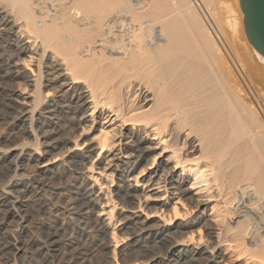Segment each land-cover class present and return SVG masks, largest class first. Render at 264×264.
I'll return each instance as SVG.
<instances>
[{
    "label": "bare ground",
    "instance_id": "1",
    "mask_svg": "<svg viewBox=\"0 0 264 264\" xmlns=\"http://www.w3.org/2000/svg\"><path fill=\"white\" fill-rule=\"evenodd\" d=\"M0 174L14 264H264L240 0H0Z\"/></svg>",
    "mask_w": 264,
    "mask_h": 264
},
{
    "label": "water",
    "instance_id": "2",
    "mask_svg": "<svg viewBox=\"0 0 264 264\" xmlns=\"http://www.w3.org/2000/svg\"><path fill=\"white\" fill-rule=\"evenodd\" d=\"M240 4L248 40L264 56V0H240Z\"/></svg>",
    "mask_w": 264,
    "mask_h": 264
},
{
    "label": "rangeland",
    "instance_id": "3",
    "mask_svg": "<svg viewBox=\"0 0 264 264\" xmlns=\"http://www.w3.org/2000/svg\"><path fill=\"white\" fill-rule=\"evenodd\" d=\"M224 1V0H223ZM226 1V0H225ZM201 8H203V10H205V11H203ZM201 10L204 12H202L201 10V13H203V15L205 16V19H206V22L208 21L209 22V26L210 27H212L211 29H213V31L212 32H215L214 34L215 35H218V38H219V40H221L224 44H226V39H225V37L224 36H222L223 34H221L220 33V30H218V28L216 27V25L213 23V21H212V19L210 18V16L208 15V13L206 12V9L201 5ZM206 15H208V16H206ZM207 22V23H208ZM233 57V56H232ZM1 111H3V110H1ZM3 179H5V176L3 175V174H0V183H1V181ZM193 180V179H192ZM3 182V181H2ZM191 185V182H189L188 183V186H190ZM216 202H213L211 205H210V209L208 210V215L209 216H211V214L212 215H214L215 216V213L213 212V210H212V207L213 206H215L216 204H215ZM215 208L217 209V211H218V209H220V208H218V206H215ZM214 213V214H213ZM226 252H227V261H229L231 264H247V263H245V262H236L235 261V259H236V254L232 251V250H229V249H227L226 250ZM255 254L257 255L258 253L257 252H255ZM3 260V261H2ZM0 264H14V260L12 259V258H10V260L8 259V261H7V259L5 260V259H0ZM248 264H251V263H248ZM255 264V263H254Z\"/></svg>",
    "mask_w": 264,
    "mask_h": 264
}]
</instances>
